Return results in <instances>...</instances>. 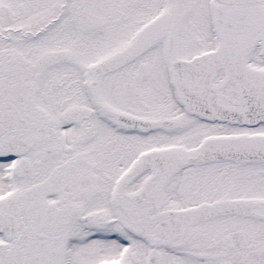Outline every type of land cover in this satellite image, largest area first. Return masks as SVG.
Here are the masks:
<instances>
[{
  "label": "snow or ice",
  "instance_id": "1",
  "mask_svg": "<svg viewBox=\"0 0 264 264\" xmlns=\"http://www.w3.org/2000/svg\"><path fill=\"white\" fill-rule=\"evenodd\" d=\"M0 264H264V0H0Z\"/></svg>",
  "mask_w": 264,
  "mask_h": 264
}]
</instances>
